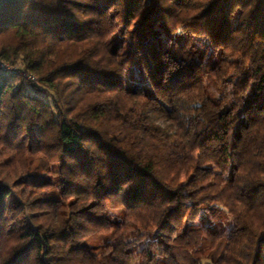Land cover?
Returning <instances> with one entry per match:
<instances>
[{
  "label": "trees",
  "instance_id": "obj_1",
  "mask_svg": "<svg viewBox=\"0 0 264 264\" xmlns=\"http://www.w3.org/2000/svg\"><path fill=\"white\" fill-rule=\"evenodd\" d=\"M0 60V264H264V0L0 1Z\"/></svg>",
  "mask_w": 264,
  "mask_h": 264
},
{
  "label": "rangeland",
  "instance_id": "obj_2",
  "mask_svg": "<svg viewBox=\"0 0 264 264\" xmlns=\"http://www.w3.org/2000/svg\"><path fill=\"white\" fill-rule=\"evenodd\" d=\"M193 39L195 40V42H199V41L203 42V41H204V38H200V39H198V37H194ZM15 81H16V79H15ZM210 89L213 90L212 88H210ZM110 214H111L112 216H114V215H118V214H119V210H118V209H116V210H111V211H110ZM226 221L229 222V221H230V218H226ZM195 223H197V221H196ZM226 228H227L226 231H228L229 227L226 226ZM144 246H145L144 244H140V245L137 247V250H140V249L143 248Z\"/></svg>",
  "mask_w": 264,
  "mask_h": 264
},
{
  "label": "built area",
  "instance_id": "obj_3",
  "mask_svg": "<svg viewBox=\"0 0 264 264\" xmlns=\"http://www.w3.org/2000/svg\"><path fill=\"white\" fill-rule=\"evenodd\" d=\"M0 68L2 70H9V69H11V66H9L8 64H6L5 62L0 60Z\"/></svg>",
  "mask_w": 264,
  "mask_h": 264
},
{
  "label": "water",
  "instance_id": "obj_4",
  "mask_svg": "<svg viewBox=\"0 0 264 264\" xmlns=\"http://www.w3.org/2000/svg\"><path fill=\"white\" fill-rule=\"evenodd\" d=\"M0 1L11 2V1H13V0H0Z\"/></svg>",
  "mask_w": 264,
  "mask_h": 264
}]
</instances>
